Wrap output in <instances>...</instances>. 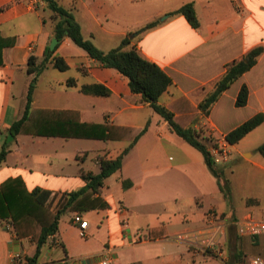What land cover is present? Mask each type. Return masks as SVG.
<instances>
[{"label": "crops", "instance_id": "obj_1", "mask_svg": "<svg viewBox=\"0 0 264 264\" xmlns=\"http://www.w3.org/2000/svg\"><path fill=\"white\" fill-rule=\"evenodd\" d=\"M59 2L74 12L84 37L104 51L119 46L129 32L159 19L156 27L136 36L133 43L172 78L159 98L165 106L179 98L186 99L184 107L199 105L215 89L227 64L264 46V0ZM189 2L194 4L199 28L182 14L170 15ZM55 24L45 0H0V152L7 150L0 162V264H100L104 258L112 259L113 264H196L197 258L208 262L215 256L176 239L179 233L201 230L208 224L178 228L188 218L198 223L205 222L209 212L230 214L205 156L173 132L141 94L131 90L127 76L91 58L71 38L58 40L48 67L37 78L31 120L26 127L30 133L10 132L25 111L26 88L32 77L28 74L29 57L41 60L47 48L51 49L53 39H57ZM55 57H62L69 68H56ZM70 78L75 84L68 83ZM93 84L105 86L110 94L83 91ZM243 85L249 90L248 101L237 106ZM258 113H264V51L257 63L223 92L209 114L199 110L190 125L217 139ZM78 120L113 125L116 137L69 136L81 129ZM147 125L145 133L133 143L137 131ZM263 130L264 123L231 144L232 151L243 157L247 152L242 150L251 135ZM14 140L18 142L16 147L10 144ZM129 147L121 169L104 182L101 196L108 206L63 213L57 231L48 236L36 256V219L20 216L24 220L22 236L9 223L33 201L31 192L36 188L49 191L45 205L56 214L65 207L71 192L86 185L83 171L98 173L100 157L116 159ZM94 149L103 153L96 157L93 168L86 159ZM255 164L264 169L262 164ZM222 168L225 173L229 167ZM233 197L239 203L260 201L253 195L235 193ZM241 203L233 200L231 207L244 208ZM157 204L160 210L153 208ZM187 205L195 207L190 217L181 209ZM76 213L89 222L87 237L80 236L79 224L73 221ZM220 224L227 231L226 240L222 239L225 252L227 244L232 248L239 235L232 228L228 235V224ZM259 238L260 250L264 251V234L240 237L236 246L254 251ZM233 252L225 256L226 261L219 259L221 264H236ZM255 254L259 253L250 257Z\"/></svg>", "mask_w": 264, "mask_h": 264}, {"label": "trees", "instance_id": "obj_2", "mask_svg": "<svg viewBox=\"0 0 264 264\" xmlns=\"http://www.w3.org/2000/svg\"><path fill=\"white\" fill-rule=\"evenodd\" d=\"M48 9L52 12V18L55 21L56 38L62 41L69 37L75 44L83 48L91 58L97 60L105 67L115 68L122 74L129 78L131 90L134 93L142 95V99L149 103L150 106L161 115L170 125L171 130L182 137L189 144L197 148L205 156L207 165L211 172L217 177L220 188L225 191L222 178L224 177V169L213 163L208 153L209 145L215 141V138L206 136L204 130H197L191 126V122H195L198 111H202L206 115L209 114L212 106L217 102L225 90H227L241 75L250 70L258 60V57L263 53L264 46L259 45L251 49L242 58L236 59L227 64L226 72L217 81L215 89L202 101L195 106L190 104L189 108L184 107L182 102L185 98H179L168 106L159 103V98L172 84V78L165 72V70L156 62L146 58L139 50L138 46L133 43L134 38L141 33H144L156 27L160 20L156 19L146 23L141 28L129 32L121 41L119 46L104 51L100 49L91 39H86L82 33L80 23L77 21L74 12L62 5L59 0H45ZM182 14L186 17L189 23L194 28L200 27V21L192 2L186 3L179 9L171 12V16ZM54 50L47 48L43 59L38 60L37 57L31 55L28 62V74L32 76L26 90V103L23 116L13 123L10 132L14 135L18 133H30L27 125L31 120V110L33 93L39 74L48 67L50 57ZM53 64L60 70H67L69 68L67 62L62 57H55ZM69 84H75V80L70 78ZM83 91L94 93L97 95H109L110 90L105 86L93 84L83 87ZM249 97V90L246 85H243L237 96L236 105L244 106L247 104ZM186 100V99H185ZM81 129L75 133L70 134L72 137H87L97 139H114L115 126L109 124L96 123H81L78 120ZM264 123V113H258L226 134V139L230 144L238 143L248 133L253 131L259 125ZM147 126L139 129L133 138L135 143L140 136L145 133ZM55 135V134H46ZM130 147L116 159H107L100 157V170L98 173L82 172L83 178L86 180V185L79 190L73 191L69 194V199L62 210L56 214L51 213L49 208L45 205V198L50 195L49 191L36 188L31 192L30 197L32 202L27 205L25 210L18 215H13L9 223L17 231V234L22 236L25 231L22 228L24 220L21 215H25L26 219H36L38 233L35 235L37 242L36 256L40 253L42 245L46 242L48 236L57 231L59 227L60 217L67 211H85L89 209H96L107 207L108 204L102 198V188L105 180L113 173L119 171L123 164L124 156L129 152ZM259 150L264 154V144L259 147ZM7 150L0 152V162L6 157ZM3 186L1 187V189ZM98 193L97 197L94 195ZM250 200V199H249ZM25 219V220H26ZM242 237V236H240ZM239 236L235 239L232 253L236 262L241 261L242 254L246 257V251L241 253V244L238 249L236 244L240 241ZM258 237V236H256ZM254 237V238H256ZM263 256L261 254H256ZM264 257V256H263ZM61 264V263H60Z\"/></svg>", "mask_w": 264, "mask_h": 264}, {"label": "rangeland", "instance_id": "obj_3", "mask_svg": "<svg viewBox=\"0 0 264 264\" xmlns=\"http://www.w3.org/2000/svg\"><path fill=\"white\" fill-rule=\"evenodd\" d=\"M252 139L245 144L242 152H247L243 157L240 152L232 151L231 160L227 165L224 167H229L227 171H225L224 177L222 178L224 190L220 189L219 196L224 199V202L230 206L229 215L227 214L220 215L219 222L223 221L226 222L228 235L230 232V228L236 230V220L243 216L247 212H253L255 214H260L261 212L264 213V169L257 166L255 163L258 162L260 165L264 166V154L259 150V147L264 144V130L260 133H255L251 135ZM85 144H91L90 142L93 141H85ZM13 147L18 145V142L15 140L12 141ZM93 144H95L93 142ZM103 151L94 149L88 153L86 163L88 166L95 167V159L99 154H102ZM82 154V153H81ZM252 154V156H251ZM222 168V166H220ZM235 193L238 195H243L244 197L253 195L259 198V204L255 200H247L246 203L243 204L244 208L234 206L231 207L233 204V200H235L238 205V199H234V190ZM155 210H160L161 205L157 204L153 207ZM195 207L192 206H185L181 208L183 211L186 212L188 217L192 214V209ZM228 210V209H227ZM206 220L196 223L192 221V218H188L186 222L180 225L178 228L183 229H192L202 225H205L208 222V216H205ZM261 238H259L258 243H256L254 251H249L244 247L241 249V253L246 251V257L242 254L241 261L235 262L236 264H249L250 255L253 253H259L264 256V251L260 250L261 247ZM192 250V248H190ZM211 251L206 252L207 254L214 255V258H209V261L206 262L203 258H197L196 264H221V259L225 260V256L229 257L230 251L232 250L231 247L227 244L224 252V256L216 257V249H210ZM224 251V249H223ZM256 255V254H255ZM220 259V260H219Z\"/></svg>", "mask_w": 264, "mask_h": 264}, {"label": "built area", "instance_id": "obj_4", "mask_svg": "<svg viewBox=\"0 0 264 264\" xmlns=\"http://www.w3.org/2000/svg\"><path fill=\"white\" fill-rule=\"evenodd\" d=\"M208 153L215 165H227L231 160L232 149L231 144L226 139V136L217 138L213 141L208 147ZM219 219V214L209 212L208 224L205 228L197 231L179 233L176 235V239L186 242L189 247H192L200 252H208L211 251L210 249H216L218 256H224L222 239L226 240L227 231L222 228L223 226L220 224ZM73 221L74 223L79 224L80 236L87 237L89 222L84 220L80 213H76L74 215ZM235 223L239 236L256 237L264 234V215L258 217L249 212L240 217ZM215 232H219L220 236ZM100 264H113V261L110 258H104ZM249 264H264V257L260 255H253L250 257Z\"/></svg>", "mask_w": 264, "mask_h": 264}, {"label": "water", "instance_id": "obj_5", "mask_svg": "<svg viewBox=\"0 0 264 264\" xmlns=\"http://www.w3.org/2000/svg\"><path fill=\"white\" fill-rule=\"evenodd\" d=\"M166 17H168V16H165V17L161 18V20L165 19ZM57 43H58V39H53V41L51 43V50L55 49ZM11 138H12V135L10 134L9 135V139H11Z\"/></svg>", "mask_w": 264, "mask_h": 264}]
</instances>
